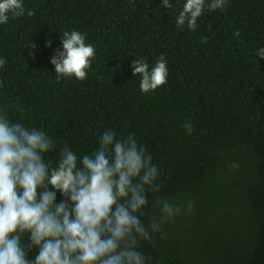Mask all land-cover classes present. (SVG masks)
Here are the masks:
<instances>
[{"label": "trees", "instance_id": "1", "mask_svg": "<svg viewBox=\"0 0 264 264\" xmlns=\"http://www.w3.org/2000/svg\"><path fill=\"white\" fill-rule=\"evenodd\" d=\"M210 2L194 31L177 26L186 0H23L0 24V115L56 143L50 167L65 145L91 155L106 130L132 135L158 166L159 195L182 211L140 241L148 264H264V0ZM73 30L95 57L86 79L58 81L51 59ZM161 56L167 82L143 93L132 64L151 70ZM153 205L149 194L146 225L161 214Z\"/></svg>", "mask_w": 264, "mask_h": 264}, {"label": "clouds", "instance_id": "2", "mask_svg": "<svg viewBox=\"0 0 264 264\" xmlns=\"http://www.w3.org/2000/svg\"><path fill=\"white\" fill-rule=\"evenodd\" d=\"M226 3L211 0L207 7L223 10ZM204 6L205 0H186L177 26L187 22L194 31ZM163 7L172 5L163 0ZM25 11L23 0H0V24L7 23L8 13L19 17ZM33 14L27 11L28 16ZM240 34L237 30L234 36ZM85 41L79 31L64 33L63 50L51 59L58 81L62 76L86 79L95 48ZM258 55L264 59V48ZM5 63L0 58V67ZM132 67L133 75L141 76L143 93L167 82L164 56L151 70L143 58ZM184 128L194 131L190 121ZM56 147L44 132L0 115V264H148L151 258L139 250L140 241L150 242L167 220L182 211L159 195L160 172L151 155L132 135L120 140L107 130L91 155L78 158L65 145L50 167L43 154ZM57 193L64 197L59 203ZM149 194L161 214L146 225L141 216ZM24 234L27 245L22 244ZM33 248L38 252L30 259L27 250Z\"/></svg>", "mask_w": 264, "mask_h": 264}]
</instances>
